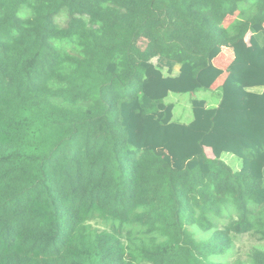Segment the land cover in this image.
Instances as JSON below:
<instances>
[{
	"label": "trees",
	"instance_id": "obj_1",
	"mask_svg": "<svg viewBox=\"0 0 264 264\" xmlns=\"http://www.w3.org/2000/svg\"><path fill=\"white\" fill-rule=\"evenodd\" d=\"M226 45L218 105L181 121L168 95L208 90ZM249 102L264 106V0H0V264H264L212 258L264 240Z\"/></svg>",
	"mask_w": 264,
	"mask_h": 264
},
{
	"label": "rangeland",
	"instance_id": "obj_2",
	"mask_svg": "<svg viewBox=\"0 0 264 264\" xmlns=\"http://www.w3.org/2000/svg\"><path fill=\"white\" fill-rule=\"evenodd\" d=\"M234 15H229L223 20V25H228L233 19ZM55 22L61 26L65 27L67 21H68V16L65 12H61L58 15L55 16ZM247 41L250 39V34L246 36ZM168 101L170 102H175L176 108H175V117L182 118L181 121L187 122L186 115L190 116L192 118V113H191V103L190 99L192 98L191 93H170ZM219 96H220V91L219 89L216 90L215 92H211L208 90H199L196 92V98H204L209 97L208 103H210L212 106H215V103L219 102ZM201 106H204L203 103H200ZM185 109V111H184ZM156 152L161 153V148H158L155 150ZM223 160H225L231 167L234 169H237L240 166V159L237 158L236 156H233L231 154H222L220 157ZM93 226L99 227V228H104L106 225L99 221H93L92 222ZM196 230H195V229ZM192 230L195 232L196 237H201L204 238L207 236L208 232H202L196 227H192ZM233 246L229 252L224 255V256H218V257H212L213 259H220L223 261L231 262L235 258H240L242 260L247 261L249 259V255L255 248H260L264 249V240H260L258 237L249 234V233H244V234H239L233 237L232 240Z\"/></svg>",
	"mask_w": 264,
	"mask_h": 264
},
{
	"label": "crops",
	"instance_id": "obj_3",
	"mask_svg": "<svg viewBox=\"0 0 264 264\" xmlns=\"http://www.w3.org/2000/svg\"><path fill=\"white\" fill-rule=\"evenodd\" d=\"M234 56H235V54H234V51H233L232 47L231 46H227V45L226 46H223L220 49V51L216 55H214V57H213V63L217 67L223 69V73L221 75H219L212 82V84H210L209 88H207L208 91L214 92V91H216L215 89L217 87H219L220 85H222V83L224 82V80L226 78V75H227V72L225 71V69L228 66V64L232 61V59L234 58ZM260 90H261L260 88L257 89V91H260ZM169 96H171V95H168V98H169ZM191 96H192V99L190 100L191 105H200V103H203L204 106H206L207 104L211 105L210 103H208L209 97L208 98L205 97V99L204 98H196V97H194V96H196V92L193 93V94H191ZM216 105H218V103H215V106ZM246 106L248 108H253V109H256V110L260 109L261 107L262 108L264 107L259 102H249V103L246 104ZM184 111H185V109H184ZM161 114L162 113L157 112V113H154L152 116L159 117ZM205 152H206L207 156H209V157H213L214 156L213 155V152H212V150L210 148L205 147Z\"/></svg>",
	"mask_w": 264,
	"mask_h": 264
}]
</instances>
